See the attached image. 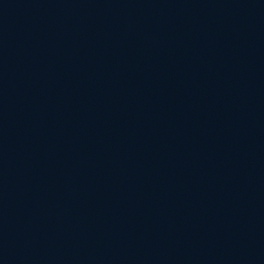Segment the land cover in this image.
<instances>
[{
    "label": "water",
    "instance_id": "water-1",
    "mask_svg": "<svg viewBox=\"0 0 264 264\" xmlns=\"http://www.w3.org/2000/svg\"><path fill=\"white\" fill-rule=\"evenodd\" d=\"M0 264H264V0H0Z\"/></svg>",
    "mask_w": 264,
    "mask_h": 264
}]
</instances>
